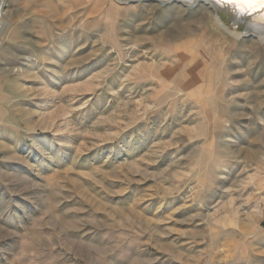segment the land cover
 I'll use <instances>...</instances> for the list:
<instances>
[{"label":"rangeland","instance_id":"374dc122","mask_svg":"<svg viewBox=\"0 0 264 264\" xmlns=\"http://www.w3.org/2000/svg\"><path fill=\"white\" fill-rule=\"evenodd\" d=\"M1 1L0 264H264V40L192 1Z\"/></svg>","mask_w":264,"mask_h":264},{"label":"bare ground","instance_id":"6f19581e","mask_svg":"<svg viewBox=\"0 0 264 264\" xmlns=\"http://www.w3.org/2000/svg\"><path fill=\"white\" fill-rule=\"evenodd\" d=\"M120 1L122 2L124 1L126 3L127 1H132V0H120ZM174 1H177V2L179 1L181 3L192 1L191 4L193 5L204 3L208 5L209 8L211 9L215 23L229 35L241 38V37H246L249 34L250 35L254 34L259 39L264 40V9H263L262 14H259L253 18H250L252 16V13H254L255 10H258V9L261 10L262 8H260L258 4L256 7H243L242 8V6L244 5L256 3V0H233V2H230V3H225L224 0H219L220 6L221 5L224 6V4H226L227 7L225 9L227 10L228 16L233 20V22H235V24H237L238 22L242 20L246 21L245 30L243 31H236L235 25H232V27L229 28L221 20L219 16V13H218L219 7L217 6V4H215L211 0H174ZM0 5L2 6L3 2ZM5 23H6L5 21L1 22L2 24L1 29H2V26L5 25Z\"/></svg>","mask_w":264,"mask_h":264},{"label":"water","instance_id":"95a60500","mask_svg":"<svg viewBox=\"0 0 264 264\" xmlns=\"http://www.w3.org/2000/svg\"><path fill=\"white\" fill-rule=\"evenodd\" d=\"M212 2H214L215 4H217V6L219 7L218 9V13H223L225 16H227V20L230 22V25H235V26H238L239 24L240 25H243V30H245V26H246V21L245 20H242L240 22H238L237 24H235V22H233V20L228 16V13H227V10L225 9L227 6L226 4H224V6H220L219 4V0H211ZM263 13V9H258V10H255L254 13H252V16L250 18H253L259 14H262ZM248 15V14H247Z\"/></svg>","mask_w":264,"mask_h":264},{"label":"snow or ice","instance_id":"6c2138e0","mask_svg":"<svg viewBox=\"0 0 264 264\" xmlns=\"http://www.w3.org/2000/svg\"><path fill=\"white\" fill-rule=\"evenodd\" d=\"M225 3H230L233 2V0H224ZM257 4L259 5L260 8L264 9V0H256V3L253 4H247L242 6L243 7H256Z\"/></svg>","mask_w":264,"mask_h":264}]
</instances>
